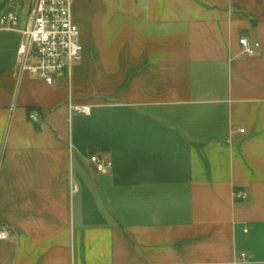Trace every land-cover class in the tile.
Instances as JSON below:
<instances>
[{
  "label": "crops",
  "instance_id": "0c3cea01",
  "mask_svg": "<svg viewBox=\"0 0 264 264\" xmlns=\"http://www.w3.org/2000/svg\"><path fill=\"white\" fill-rule=\"evenodd\" d=\"M72 13L83 57L53 85L18 72L21 35L0 27V264H264V0Z\"/></svg>",
  "mask_w": 264,
  "mask_h": 264
},
{
  "label": "built area",
  "instance_id": "2783aa9c",
  "mask_svg": "<svg viewBox=\"0 0 264 264\" xmlns=\"http://www.w3.org/2000/svg\"><path fill=\"white\" fill-rule=\"evenodd\" d=\"M22 4V1L19 0ZM74 0H30L28 13L23 15L19 10L4 13L0 17V27L20 33L21 41L18 48V72L29 73L40 77L47 84L53 85L60 76L73 74L74 67L82 60L83 46L80 41V27L74 21L72 8ZM240 43L243 51L253 56L260 47L259 42H250L242 37ZM69 109L72 113L91 114L92 107L78 104L70 98ZM29 117L39 122L37 110H30ZM245 129H241L244 132ZM92 162L98 171L107 172L111 162L100 156L93 155ZM77 190V186L74 188ZM236 199H246V191L235 192ZM11 230L0 223V241H9ZM247 253L242 254L245 259Z\"/></svg>",
  "mask_w": 264,
  "mask_h": 264
},
{
  "label": "rangeland",
  "instance_id": "374dc122",
  "mask_svg": "<svg viewBox=\"0 0 264 264\" xmlns=\"http://www.w3.org/2000/svg\"><path fill=\"white\" fill-rule=\"evenodd\" d=\"M26 1H27V0H26ZM28 1H29V0H28ZM27 13H28V11H27ZM27 13H26V14H27Z\"/></svg>",
  "mask_w": 264,
  "mask_h": 264
}]
</instances>
